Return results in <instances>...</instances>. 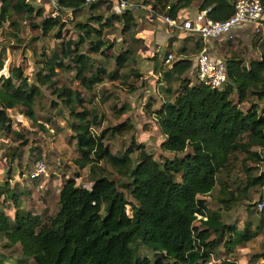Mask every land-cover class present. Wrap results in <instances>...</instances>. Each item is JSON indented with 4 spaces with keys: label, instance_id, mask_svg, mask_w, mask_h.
<instances>
[{
    "label": "trees",
    "instance_id": "obj_1",
    "mask_svg": "<svg viewBox=\"0 0 264 264\" xmlns=\"http://www.w3.org/2000/svg\"><path fill=\"white\" fill-rule=\"evenodd\" d=\"M138 1L151 5L152 13L172 18L200 1L199 10L208 9V16L217 21L229 19L236 3ZM105 4L107 15L99 12ZM57 6V16L43 17L45 8L36 6L34 0H0V28L7 23L17 28L18 17L39 16L43 18L39 23L31 22L33 27L40 28L44 35L59 29L55 35L59 39L66 26L61 19L65 11L76 16L87 6L91 14L86 21L75 23L76 39L61 42L50 54H41L33 81L20 66L8 76L1 73L6 59L0 53V135L14 134L26 145L24 134L14 130L9 111L18 108L37 122L36 99L42 86L49 87L57 97V104L53 103L66 108L70 116L67 124L78 153L74 163L82 170L89 167L94 183L86 188L78 185L76 177L67 178L60 191L57 213L46 219L23 210L16 193L5 198L13 200L15 212L12 217L0 210V232L7 239L6 247L21 246L25 258L19 264H211L221 244L226 248L224 253L230 255L237 245L257 237L261 224L258 230H252L250 223L240 230L236 224L223 220L222 211L210 210L207 197L221 182L220 175L228 172L240 156L247 182L237 191L264 187V172L254 175L255 168L248 164L264 163V106L251 100L254 97L264 101V57L248 64L236 55L225 58L229 81L223 89H216L187 77L193 71L197 54L191 57L186 45L179 47L168 68L165 69L164 59L156 69L163 81H180L179 87L173 91L169 86L166 90L174 94L173 99L153 113L164 136L162 149L183 155L160 162L135 140L123 153H114L106 139L132 132L135 125L126 120L102 128L105 116L97 110L95 92L106 79L123 78L122 69L133 59L131 48L121 50L115 57L116 68L110 70L105 57L112 56L115 42L106 37V30L118 22L122 24V34L133 33L137 28L136 11H120L105 0L88 5L85 0H57ZM15 37L19 39L18 34ZM193 37L201 51L202 38L197 35L188 34L184 44ZM171 53L167 49L166 58ZM59 70L75 72V80L82 88L59 85ZM131 71L133 76L143 75L136 68ZM246 102L250 106L243 110L241 104ZM127 110L126 106H113L118 115ZM97 128H101L100 132ZM18 149L11 153L12 157L20 156ZM136 151L139 153L134 164L132 155ZM108 166L122 180H116ZM4 188L9 191V182ZM219 194L224 206L237 202L228 182H221ZM142 246L151 253L141 254ZM219 264L237 263L220 257Z\"/></svg>",
    "mask_w": 264,
    "mask_h": 264
},
{
    "label": "rangeland",
    "instance_id": "obj_2",
    "mask_svg": "<svg viewBox=\"0 0 264 264\" xmlns=\"http://www.w3.org/2000/svg\"><path fill=\"white\" fill-rule=\"evenodd\" d=\"M34 4L45 8L43 17L57 16L55 15L58 11L57 0H34ZM146 6L151 8L150 5ZM106 7L107 4L99 12L107 15ZM151 10L144 8L136 11L137 28L133 33L122 34V24L118 22L114 24L113 28L106 30V37L115 42V47L111 51L112 56L105 57L110 70L116 68L115 57L121 50L131 48L133 59L122 69L123 78L106 79V82L95 92V101L97 110L105 116L102 128L112 127L126 120H130L135 125V130L132 132L113 135L106 139V143L110 145L114 153H123L135 140L137 143L143 144L155 159L163 162L167 158L174 159L183 153L176 154L162 149L161 143L164 136L153 112L165 101L173 99L174 94L166 89L170 86L173 91L177 90L180 81L174 80L168 83L163 81L160 74L153 77V68L148 66L151 61L153 65H162L167 49L171 50L175 58L177 56L178 46L161 47L159 43L161 30H169L179 42L185 36L178 30H173L163 24ZM90 15L87 6L76 16L72 15L70 10L65 11L61 16L63 23L66 24L62 31V39L55 36L59 29L44 35L40 28L33 27L31 22L39 23L43 17H18L17 28L7 23L0 28V53L2 52L6 59L5 68L1 73L8 76L14 67L20 66L25 75L33 81V74L39 68L41 54H50L59 48L61 42L76 39L75 23L79 20L86 21ZM15 34L19 35V39L15 37ZM173 35L169 34L168 36L170 38ZM193 38L195 39L191 40V47L186 52L191 57L200 52V48L195 44L196 37ZM216 42L223 45L217 52L219 57L228 58L236 55L244 59L247 64L252 59L264 57V29L260 33L251 32L243 38L237 36L233 41L219 42L217 40ZM155 55L158 56L156 59ZM164 66L166 69L169 64L164 63ZM134 68L143 75L140 77L131 75L130 72ZM193 72H189L187 77L195 80ZM57 80L59 85L82 88L75 80V72L59 70ZM132 86L137 89H132ZM41 91V95L35 102L37 122L25 117L18 108L9 111L14 130L24 134L27 144L22 145L23 139L14 134L0 135V210L6 211L12 217L15 212V204L13 200L5 199L9 194L16 193L23 210L42 215L46 219L57 213L60 191L67 178L76 177L78 185L86 188H91L94 183L89 167L82 170L74 163L78 153L75 141L71 138L73 132L67 124L70 117L68 110L53 103L57 104V97L49 87L42 86ZM234 98L237 99L235 94ZM251 100L256 101L260 107L264 106V101L256 100L254 97ZM113 106L118 108L126 106L128 110L122 115H118L113 111ZM249 106L248 102L241 104L243 110H247ZM100 130L101 128L96 129L97 132ZM17 147L20 156L12 157L11 153ZM138 153L139 151H136L132 155L134 164L137 163ZM240 158L241 156L232 164L228 172L220 175L221 182H228L230 189L234 190L237 202L230 207L222 204L219 194L221 182H219L207 197L208 208L213 211H222L223 220L226 223L236 224L240 230H243L247 223H250L252 230H258L257 226L260 224L262 227L257 237L237 245L235 251L230 255L224 253L226 248L221 244L217 248L219 254H214L211 264H219L220 257L230 258L237 264H264V209L257 210L256 207L260 196L264 193V187L255 186L246 192L237 191L239 186L243 189L247 182V172L243 168ZM40 160L45 165V172L33 177L36 162ZM248 164L255 168L254 175L264 172V163L258 165L250 161ZM108 169L116 180H122L111 167L108 166ZM78 174L80 177L77 176ZM7 182H9L10 188L9 191H4V184ZM237 193L241 195H237ZM127 195L130 200H133L129 193ZM6 243L7 239L0 232V264H19V260L25 258L21 246L18 244L10 248L6 247ZM140 252L141 254L151 253L143 246Z\"/></svg>",
    "mask_w": 264,
    "mask_h": 264
},
{
    "label": "built area",
    "instance_id": "obj_3",
    "mask_svg": "<svg viewBox=\"0 0 264 264\" xmlns=\"http://www.w3.org/2000/svg\"><path fill=\"white\" fill-rule=\"evenodd\" d=\"M100 0H85V5ZM112 2L116 9L124 11L127 9L140 11L148 8L142 1L138 0H105ZM151 6V5H150ZM151 12H153L151 10ZM58 11L55 15H58ZM154 14V13H153ZM165 25L173 30L197 35L203 40L220 39L234 40L237 37L236 29L240 26L249 27L253 32L259 33L264 29V1L263 0H236L235 12L227 20L217 21L208 16V9L200 10L193 17L172 18L167 14H155ZM173 53L165 59L167 64L175 60ZM193 71L196 81L204 82L212 88L223 89L229 81L228 69L225 60L216 59L207 47L194 57ZM45 172L43 161L36 162L33 177ZM258 210L264 209V193L257 203Z\"/></svg>",
    "mask_w": 264,
    "mask_h": 264
},
{
    "label": "crops",
    "instance_id": "obj_4",
    "mask_svg": "<svg viewBox=\"0 0 264 264\" xmlns=\"http://www.w3.org/2000/svg\"><path fill=\"white\" fill-rule=\"evenodd\" d=\"M199 7H200V1H196L190 8H186V9L182 10L179 13L178 17L179 18H183V17H185V18L186 17H193V16H195L198 13V11H200L199 10ZM179 32L181 34H183L185 37L188 36V34L186 32H181V31H179ZM236 32H237V36L238 37L243 38V37L247 36L248 34H250L251 32H253V30L251 28H249V27L240 26V27H238L236 29ZM160 33H161V41L159 39V43L161 44V47L162 46H171V45L178 46V48L179 47L181 48L184 45H186L187 48L191 47L190 45H191L192 41H189L186 44H184V38L185 37L184 38H181L182 40H181V42H179V40L175 39V36L172 33H170L169 30L168 31L161 30ZM169 34L170 35H173V36H171L169 38V36H168ZM217 40H219V42L223 41V40H220V39H208V40H203L202 39V45H203V47H207L208 48V50L210 51V53L212 54V56L214 58L225 60V58L219 57V55L217 53L218 50H220V46H223L222 43H219L218 44L216 42ZM164 51H165V49H164ZM165 59H166V57H165ZM171 64H169V66ZM148 67L149 68H153L152 69V71H153L152 72L153 73L152 74L153 77H155V76L157 77L156 74H158V75L160 74L161 75V73H158L156 71L157 66L156 65H153V62L152 61L150 63V66H148ZM192 75H195L194 72L192 73Z\"/></svg>",
    "mask_w": 264,
    "mask_h": 264
},
{
    "label": "water",
    "instance_id": "obj_5",
    "mask_svg": "<svg viewBox=\"0 0 264 264\" xmlns=\"http://www.w3.org/2000/svg\"><path fill=\"white\" fill-rule=\"evenodd\" d=\"M127 10H130V9H127Z\"/></svg>",
    "mask_w": 264,
    "mask_h": 264
}]
</instances>
